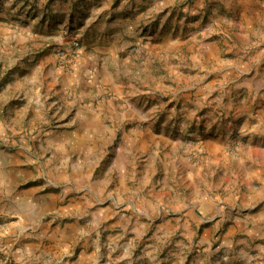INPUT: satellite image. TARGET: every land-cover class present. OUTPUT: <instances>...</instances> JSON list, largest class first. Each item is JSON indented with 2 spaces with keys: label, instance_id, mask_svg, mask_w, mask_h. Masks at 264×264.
<instances>
[{
  "label": "rangeland",
  "instance_id": "1",
  "mask_svg": "<svg viewBox=\"0 0 264 264\" xmlns=\"http://www.w3.org/2000/svg\"><path fill=\"white\" fill-rule=\"evenodd\" d=\"M233 63L264 69V0H0V264H264Z\"/></svg>",
  "mask_w": 264,
  "mask_h": 264
},
{
  "label": "crops",
  "instance_id": "2",
  "mask_svg": "<svg viewBox=\"0 0 264 264\" xmlns=\"http://www.w3.org/2000/svg\"><path fill=\"white\" fill-rule=\"evenodd\" d=\"M215 72L218 75L222 76V79L219 80L220 86H224V85L229 86V84L231 83L232 84L238 83L239 81L243 80L244 82L239 83L237 86L238 87H241V86L248 87L247 81H250L252 83L253 80L257 78H261L262 88L264 89V69H258V70H255L254 72H251V71L245 72V71H241L239 66L236 63H233V64L224 65L222 68L216 70ZM196 75H197L196 77H199V78L194 84V88H199L203 85L204 87L211 89L212 86L208 82L210 73L204 74V75L202 74L201 76H199L200 75L199 73H196ZM235 76H238V79L235 80ZM231 77H234L232 81H231ZM80 82L81 80H79V78H74L72 82H70L69 86H73L74 89L76 88V90H79L80 91L79 94L81 96L92 95L94 93L93 91H90L89 89L84 88L81 85L82 82L81 83ZM66 87H68V84H66ZM214 90H217V89H214ZM102 112H104V109L102 110ZM247 160L248 161L246 162V164H249L248 173H246V176L244 177L249 178V176L256 173L255 172L256 169L259 168L260 166H259V162H256L251 157H249V159ZM257 173L260 174V172H257ZM244 195L245 193L240 191L237 197L242 198ZM249 197L264 201V186L254 187L253 190L250 191ZM198 202L201 204L203 208H206V209H209L210 206H212V201H208L206 197H201L198 200ZM254 210H255L254 215L256 216L254 221L256 222V224H258L259 229H260L259 231L262 232L263 234L264 233V205L262 204V202L257 204L254 207Z\"/></svg>",
  "mask_w": 264,
  "mask_h": 264
},
{
  "label": "built area",
  "instance_id": "3",
  "mask_svg": "<svg viewBox=\"0 0 264 264\" xmlns=\"http://www.w3.org/2000/svg\"><path fill=\"white\" fill-rule=\"evenodd\" d=\"M71 43H72V46L75 47V48H77V47L79 46V43L76 42V41H72ZM71 57H73V55L70 56V57H68V58L65 60V62H68L67 60H68L69 58H71Z\"/></svg>",
  "mask_w": 264,
  "mask_h": 264
}]
</instances>
